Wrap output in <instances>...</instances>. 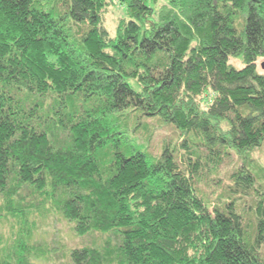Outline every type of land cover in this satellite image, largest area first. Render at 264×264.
Listing matches in <instances>:
<instances>
[{
	"label": "trees",
	"instance_id": "trees-1",
	"mask_svg": "<svg viewBox=\"0 0 264 264\" xmlns=\"http://www.w3.org/2000/svg\"><path fill=\"white\" fill-rule=\"evenodd\" d=\"M260 59L264 0H0V216L17 228L0 264L52 258L34 234L54 213L80 240L71 264H264ZM168 126L159 155L137 136ZM232 155L247 220L196 186Z\"/></svg>",
	"mask_w": 264,
	"mask_h": 264
},
{
	"label": "rangeland",
	"instance_id": "rangeland-1",
	"mask_svg": "<svg viewBox=\"0 0 264 264\" xmlns=\"http://www.w3.org/2000/svg\"><path fill=\"white\" fill-rule=\"evenodd\" d=\"M49 5L41 6L42 9H48ZM119 4L114 5V7L110 6L108 12L105 14V22L104 26L109 31L110 35L114 34L115 24L118 16L123 14L122 8L118 7ZM37 7V6H36ZM234 67L241 68L242 63L238 60V57H232L229 61ZM264 62V59H260L257 61V67L259 72L264 73V69L261 68V63ZM132 87L136 89V86L131 82ZM150 130V129H149ZM155 130V129H154ZM150 130L149 132L138 131L137 136L141 141H145L149 145V151L154 155H159L161 149L165 142H168L170 137H175V131L171 127H164L156 129L155 131ZM149 137L151 140H149ZM127 154V153H125ZM253 159V164L255 166L254 171L257 172L260 176L258 179V183L262 186L264 182V146L254 150L251 154ZM239 162V159L235 156H228L224 158L218 165L217 169L214 171H208L206 168L201 171L200 177L196 181V186L198 187L199 194L203 195L205 198H209L211 203L217 205L224 200H229L235 194L230 191L228 185L230 184V175L234 170V167ZM254 166V165H253ZM259 185V184H258ZM264 187V186H262ZM253 192H250L248 195L238 196V199L235 201L236 209L243 208L242 215L247 220L252 217L249 207L253 203ZM261 197H264V188L261 191ZM218 198V199H217ZM260 199V196L257 197V200ZM264 199V198H263ZM55 200V199H54ZM3 201L0 198V209L3 206ZM239 204V205H238ZM240 206V207H238ZM3 211V210H1ZM54 217H48L43 220L37 218V231L35 232V238L41 242L54 245V252L52 253V258H48L45 261H35V264H71L70 250L79 248L80 240L76 236L73 229V222H68L66 220L61 219L56 216V214H52ZM8 219V218H7ZM30 227L32 228L33 223L30 222ZM11 225L10 220L3 219L0 216V244L6 242V239L9 238L8 235L11 234V227L13 229H17ZM27 225V224H26ZM28 226V225H27ZM52 252V251H51ZM54 254V255H53ZM61 255L58 258H55L56 255Z\"/></svg>",
	"mask_w": 264,
	"mask_h": 264
},
{
	"label": "water",
	"instance_id": "water-1",
	"mask_svg": "<svg viewBox=\"0 0 264 264\" xmlns=\"http://www.w3.org/2000/svg\"><path fill=\"white\" fill-rule=\"evenodd\" d=\"M261 68H262V69H264V62H263V63H261Z\"/></svg>",
	"mask_w": 264,
	"mask_h": 264
}]
</instances>
